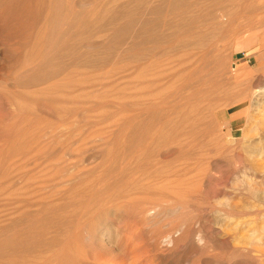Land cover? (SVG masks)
Instances as JSON below:
<instances>
[{"label":"rangeland","instance_id":"1","mask_svg":"<svg viewBox=\"0 0 264 264\" xmlns=\"http://www.w3.org/2000/svg\"><path fill=\"white\" fill-rule=\"evenodd\" d=\"M0 264H264V0H0Z\"/></svg>","mask_w":264,"mask_h":264},{"label":"bare ground","instance_id":"2","mask_svg":"<svg viewBox=\"0 0 264 264\" xmlns=\"http://www.w3.org/2000/svg\"><path fill=\"white\" fill-rule=\"evenodd\" d=\"M191 94V93H190ZM183 100V99H182ZM126 129V128H125ZM112 149V148H111ZM260 149V148H259ZM113 151V150H112ZM260 152V151H259ZM258 152V153H259ZM257 153V154H258ZM112 155V154H111ZM122 157V156H121ZM259 161V160H258ZM262 165V164H261ZM121 168V167H120ZM183 174V173H182ZM160 180V179H159ZM173 182V181H172ZM160 188V187H159ZM164 188V187H163ZM125 202V201H124ZM180 202V201H179ZM111 206V205H110ZM228 210V209H227ZM113 215V214H112ZM73 233V232H72ZM135 234V233H134ZM138 234V233H137ZM134 236V235H133ZM138 236V235H137ZM138 242V241H137ZM101 245V244H100ZM108 247V246H107ZM136 253V252H135ZM118 255V254H117ZM107 256V255H106ZM108 256H109V254H108ZM110 257V256H109ZM113 257H114V255H113ZM108 259H110V258H108ZM120 259V258H119ZM116 260V259H115ZM118 262V261H117ZM115 263V262H114ZM120 263V262H119Z\"/></svg>","mask_w":264,"mask_h":264}]
</instances>
